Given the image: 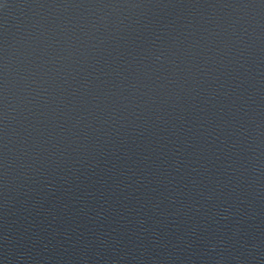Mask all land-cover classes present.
Returning <instances> with one entry per match:
<instances>
[{"label": "water", "instance_id": "95a60500", "mask_svg": "<svg viewBox=\"0 0 264 264\" xmlns=\"http://www.w3.org/2000/svg\"><path fill=\"white\" fill-rule=\"evenodd\" d=\"M0 264H264V0H3Z\"/></svg>", "mask_w": 264, "mask_h": 264}, {"label": "snow or ice", "instance_id": "6c2138e0", "mask_svg": "<svg viewBox=\"0 0 264 264\" xmlns=\"http://www.w3.org/2000/svg\"><path fill=\"white\" fill-rule=\"evenodd\" d=\"M3 3V0H0V4H2Z\"/></svg>", "mask_w": 264, "mask_h": 264}]
</instances>
